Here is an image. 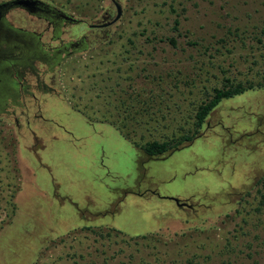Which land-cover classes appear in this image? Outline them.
<instances>
[{
    "label": "rangeland",
    "instance_id": "374dc122",
    "mask_svg": "<svg viewBox=\"0 0 264 264\" xmlns=\"http://www.w3.org/2000/svg\"><path fill=\"white\" fill-rule=\"evenodd\" d=\"M42 1L88 47L0 113V264H264V0H117L93 29L111 0ZM229 83L251 88L195 131ZM186 134L158 157L134 144Z\"/></svg>",
    "mask_w": 264,
    "mask_h": 264
},
{
    "label": "flooded vegetation",
    "instance_id": "af4514ba",
    "mask_svg": "<svg viewBox=\"0 0 264 264\" xmlns=\"http://www.w3.org/2000/svg\"><path fill=\"white\" fill-rule=\"evenodd\" d=\"M28 2H18L10 0L0 3V63H3V72L11 79L12 85L8 84L3 88L1 113H7L9 107L21 106V94L31 93V85L26 75H32L39 83L40 90L54 93L52 85L40 82L41 75L54 74L56 69L70 56L87 49L88 42L84 37L65 40L63 35L68 23H80L81 21L67 14L62 8H58L42 0H27ZM13 9L26 11L32 17L44 23L43 28L25 27L20 24H13L6 15ZM90 24L93 28H105ZM107 27V26H106ZM46 32L49 37L44 40ZM22 67L23 70H20ZM23 75L22 78L20 75ZM21 78V79H20ZM32 99L37 102L35 94ZM18 122V119L15 118ZM151 193H155L151 191ZM143 194V193H141ZM178 208H185L196 211V205L191 199L175 202Z\"/></svg>",
    "mask_w": 264,
    "mask_h": 264
},
{
    "label": "trees",
    "instance_id": "16d2710c",
    "mask_svg": "<svg viewBox=\"0 0 264 264\" xmlns=\"http://www.w3.org/2000/svg\"><path fill=\"white\" fill-rule=\"evenodd\" d=\"M3 63H0V98H2L3 88L8 86V84L12 85L11 79H8V75L3 72ZM20 70H23L20 67ZM22 74L20 77L22 78ZM20 78V79H21ZM251 88V86H243L241 83H229L228 85L222 87H215L212 90V95L206 101L201 103L195 114H194V126L195 131H198V128L204 123L206 117L212 112V110L221 102L222 99L232 97L234 95H238L246 91L247 89ZM23 90L20 89L19 93L22 95H26L22 92ZM4 106H2V102L0 100V113L3 111ZM195 137V134L189 135L186 134L180 139H173V140H166V141H157L151 140L147 141L144 144H138L134 142L137 148L140 150L141 153H144L148 157H158L169 150L178 149L180 148L181 140L186 139L188 141H192Z\"/></svg>",
    "mask_w": 264,
    "mask_h": 264
},
{
    "label": "water",
    "instance_id": "95a60500",
    "mask_svg": "<svg viewBox=\"0 0 264 264\" xmlns=\"http://www.w3.org/2000/svg\"><path fill=\"white\" fill-rule=\"evenodd\" d=\"M35 1V0H33ZM113 2V4L115 5L116 7V15L114 16V18L110 21H107V22H103L101 24H97L96 26H99V27H106V26H109L111 25L112 23H114L116 20L119 19V17L121 16V13H122V7H121V4L117 1V0H111ZM18 2L22 3V2H28L27 0H18ZM175 202H179V199L178 198H173Z\"/></svg>",
    "mask_w": 264,
    "mask_h": 264
}]
</instances>
